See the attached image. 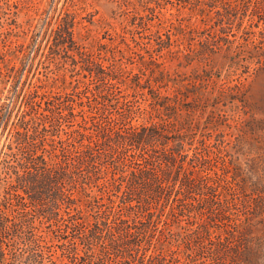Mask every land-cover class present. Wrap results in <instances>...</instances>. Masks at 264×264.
I'll use <instances>...</instances> for the list:
<instances>
[{
  "label": "rangeland",
  "instance_id": "rangeland-1",
  "mask_svg": "<svg viewBox=\"0 0 264 264\" xmlns=\"http://www.w3.org/2000/svg\"><path fill=\"white\" fill-rule=\"evenodd\" d=\"M0 184L4 264H264V0H0Z\"/></svg>",
  "mask_w": 264,
  "mask_h": 264
},
{
  "label": "trees",
  "instance_id": "trees-1",
  "mask_svg": "<svg viewBox=\"0 0 264 264\" xmlns=\"http://www.w3.org/2000/svg\"><path fill=\"white\" fill-rule=\"evenodd\" d=\"M225 10V16L229 15L230 12L227 9ZM256 14H259V12H261L262 7L256 6ZM201 11H203V9H201ZM204 12V11H203ZM72 21L70 20H65L62 21V24L59 26L61 31H58L57 35L60 36L62 31H65L66 33L70 30V26L72 25ZM24 125L23 122H21L20 124H18L19 128H22ZM18 127L15 128V130H18ZM17 142L18 144H22L23 143H31L32 145V151L36 150V145H34L35 143H33L36 140V135L31 134V135H27L24 134L22 135L21 133H19V131H17ZM136 142L137 141H141L143 140L141 137H134L133 138ZM26 147V145L24 144V148ZM20 150H22V148H19ZM29 149V148H28ZM22 152V151H21ZM24 160H26V162L28 164L32 163V161L30 160L29 157L24 156L23 158ZM25 162V164H26ZM45 162L42 161V164H44ZM20 168H25L24 162L23 163H18ZM38 165V164H37ZM35 164L31 165V169L30 172L25 171L23 174H19L18 171H13V169L11 167H2L3 170H6L5 172H7V174L10 175V177L14 174L15 175V181L17 183L20 184H27V191L25 192H30L29 199L31 201L32 204L39 205L42 206L38 209V214L41 213V215L50 220H53L55 222H57L58 218L61 216V209L62 206H67L69 204H72L74 199L70 196H67L66 194V189L64 187V183H67L68 181H71V176L68 175V173L66 171H64V169H62L61 167H58V169H56L53 173L52 171H47L44 169V167L37 166ZM27 166V165H26ZM40 167V168H39ZM10 170H12L11 172H9ZM41 170V171H40ZM142 174H139V177ZM146 177L147 174H143ZM133 177H136V174H133ZM3 189V186L0 184V192ZM124 203L127 202V198H124L123 201ZM43 204V205H41ZM15 218H17L15 216ZM18 221L19 223H22V225L24 226L25 224H23V219H20V217H18ZM5 229V219L3 217L0 216V233L2 231H4ZM96 229L99 230L98 226H96ZM116 230V229H115ZM89 238V239H88ZM95 234H90V236H87V241L93 240L95 239ZM24 242V239H21ZM136 243V242H135ZM133 242V244H135ZM33 259V260H32ZM32 259H28L26 264H30L29 262L31 261L32 264H39V262L36 261V259L32 256ZM18 259H15V261H17ZM5 261V253L4 251L0 248V263L4 264Z\"/></svg>",
  "mask_w": 264,
  "mask_h": 264
}]
</instances>
